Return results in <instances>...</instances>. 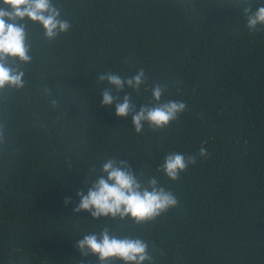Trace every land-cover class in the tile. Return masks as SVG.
I'll return each instance as SVG.
<instances>
[{
	"label": "trees",
	"instance_id": "16d2710c",
	"mask_svg": "<svg viewBox=\"0 0 264 264\" xmlns=\"http://www.w3.org/2000/svg\"><path fill=\"white\" fill-rule=\"evenodd\" d=\"M54 2L72 29L50 41L29 24L24 84L0 88V264H97L76 240L105 225L145 239L153 264H264V26H246L258 0ZM140 68L137 105L159 83L187 110L137 133L101 105L97 77ZM201 146L207 156L178 179L159 170L167 153ZM113 155L179 205L141 224L74 213L87 175Z\"/></svg>",
	"mask_w": 264,
	"mask_h": 264
},
{
	"label": "clouds",
	"instance_id": "9594fccd",
	"mask_svg": "<svg viewBox=\"0 0 264 264\" xmlns=\"http://www.w3.org/2000/svg\"><path fill=\"white\" fill-rule=\"evenodd\" d=\"M39 26L48 40H55L72 29L54 0H0V88L22 87L25 73L22 65L32 60L28 25ZM246 26L255 32L264 26V0H258L255 10L247 9ZM15 62V66L13 63ZM104 85L101 105L115 109V114L128 118L137 133L145 126L152 129L167 127L187 110L182 100L164 99L165 87L157 83L151 88V99L137 105L132 93L139 92L148 79L144 68L132 75L106 70L98 73ZM131 90V91H129ZM115 93V94H113ZM208 154L201 146L198 154L172 151L165 155L160 171L172 180L180 177L198 157ZM123 155L106 157L99 167L87 175L85 188L78 189L74 213L87 212L96 222L106 219L132 220L137 224L160 217L179 205L175 193L155 176L145 178L141 167L134 168ZM66 206L72 197L64 198ZM82 255L92 254L97 264H153L149 243L134 234H121L105 225L76 240ZM83 264V262H81Z\"/></svg>",
	"mask_w": 264,
	"mask_h": 264
}]
</instances>
